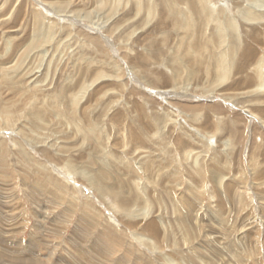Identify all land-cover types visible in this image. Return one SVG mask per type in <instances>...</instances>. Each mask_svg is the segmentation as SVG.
Wrapping results in <instances>:
<instances>
[{
  "label": "rangeland",
  "instance_id": "374dc122",
  "mask_svg": "<svg viewBox=\"0 0 264 264\" xmlns=\"http://www.w3.org/2000/svg\"><path fill=\"white\" fill-rule=\"evenodd\" d=\"M0 264H264V0H0Z\"/></svg>",
  "mask_w": 264,
  "mask_h": 264
},
{
  "label": "bare ground",
  "instance_id": "6f19581e",
  "mask_svg": "<svg viewBox=\"0 0 264 264\" xmlns=\"http://www.w3.org/2000/svg\"><path fill=\"white\" fill-rule=\"evenodd\" d=\"M261 14H259L258 16H260ZM257 16V17H258ZM222 75H224L223 73H222ZM227 76V75H226ZM260 76V75H259ZM258 77V76H257ZM262 77V76H261ZM258 79H260V78H258ZM256 81H257V78H256ZM259 82V81H258ZM262 82V81H261ZM256 84H257V82H256ZM259 84H260V82H259ZM262 84H263V82H262ZM259 87H261V85H259ZM261 117V116H260ZM85 137V136H84ZM155 173V172H154Z\"/></svg>",
  "mask_w": 264,
  "mask_h": 264
}]
</instances>
